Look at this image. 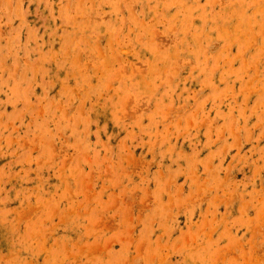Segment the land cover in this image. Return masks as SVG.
Returning a JSON list of instances; mask_svg holds the SVG:
<instances>
[{
    "label": "rangeland",
    "instance_id": "374dc122",
    "mask_svg": "<svg viewBox=\"0 0 264 264\" xmlns=\"http://www.w3.org/2000/svg\"><path fill=\"white\" fill-rule=\"evenodd\" d=\"M0 264H264V0H0Z\"/></svg>",
    "mask_w": 264,
    "mask_h": 264
},
{
    "label": "bare ground",
    "instance_id": "6f19581e",
    "mask_svg": "<svg viewBox=\"0 0 264 264\" xmlns=\"http://www.w3.org/2000/svg\"><path fill=\"white\" fill-rule=\"evenodd\" d=\"M8 25V24H7ZM27 61V60H26ZM29 61V60H28ZM69 114V113H68Z\"/></svg>",
    "mask_w": 264,
    "mask_h": 264
}]
</instances>
